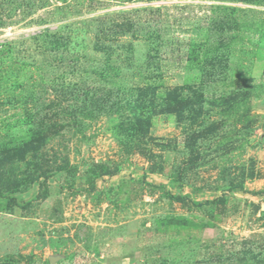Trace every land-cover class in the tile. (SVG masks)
Masks as SVG:
<instances>
[{
    "label": "rangeland",
    "instance_id": "1",
    "mask_svg": "<svg viewBox=\"0 0 264 264\" xmlns=\"http://www.w3.org/2000/svg\"><path fill=\"white\" fill-rule=\"evenodd\" d=\"M261 191L264 0H0V264H264Z\"/></svg>",
    "mask_w": 264,
    "mask_h": 264
},
{
    "label": "trees",
    "instance_id": "2",
    "mask_svg": "<svg viewBox=\"0 0 264 264\" xmlns=\"http://www.w3.org/2000/svg\"><path fill=\"white\" fill-rule=\"evenodd\" d=\"M151 93H152L151 95H155V96H156L155 92H151ZM245 112H246V113H249V110H246ZM242 117L245 118V116H242ZM143 119H144V117L136 116V120H137L136 122H137V123H138V122H139V123H140V122H141V123L144 122ZM48 129L51 131L53 128L50 127V128H48ZM44 132H45V133H44L45 135L49 133L47 129H45ZM259 193L263 194L264 192L261 191V192H259ZM259 193H258V194H259ZM14 200H15V199H14Z\"/></svg>",
    "mask_w": 264,
    "mask_h": 264
}]
</instances>
